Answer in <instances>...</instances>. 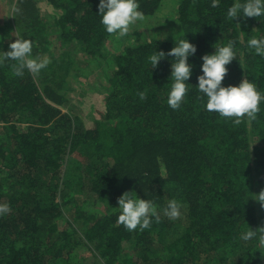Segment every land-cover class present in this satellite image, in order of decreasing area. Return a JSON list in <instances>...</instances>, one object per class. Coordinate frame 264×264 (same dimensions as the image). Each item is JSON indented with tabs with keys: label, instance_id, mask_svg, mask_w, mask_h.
<instances>
[{
	"label": "trees",
	"instance_id": "obj_1",
	"mask_svg": "<svg viewBox=\"0 0 264 264\" xmlns=\"http://www.w3.org/2000/svg\"><path fill=\"white\" fill-rule=\"evenodd\" d=\"M45 2L56 13L62 44L76 42L81 53L51 60L38 76H13L15 61L0 65V203L12 208L0 217V264H264V248L239 239L264 228V203L254 199L264 192V104L255 120L237 125L208 112L196 88L202 57L235 40L237 59L223 85L248 79L264 92V57L247 48L249 36L264 34V21L230 22L234 0L217 8L211 0H139L145 25L118 38L100 23V0ZM9 4L5 17L0 9V53L16 36L34 40L33 50L49 42L32 0L15 18ZM174 4L171 30L159 15ZM174 36L197 46L189 58L192 90L179 110L167 104L174 57L155 69L147 63L155 50L170 52ZM102 61L110 91L92 126L45 100L60 101L51 85L57 77L63 87L71 71L79 78ZM19 118L34 123L22 126ZM128 191L155 201L160 222L132 232L118 224V199ZM174 198L184 208L172 220L163 208Z\"/></svg>",
	"mask_w": 264,
	"mask_h": 264
},
{
	"label": "clouds",
	"instance_id": "obj_2",
	"mask_svg": "<svg viewBox=\"0 0 264 264\" xmlns=\"http://www.w3.org/2000/svg\"><path fill=\"white\" fill-rule=\"evenodd\" d=\"M221 0H211V7L217 8ZM15 3L11 6L13 15L19 13ZM100 23L104 30L118 38L128 36L134 27H140L145 15L140 9L139 0H100ZM257 18L264 21V0H234L227 8L226 18L232 22L237 18ZM240 30L239 24H236ZM242 32V31H241ZM15 42L10 43L9 50L0 53V65L8 61H15L12 65V75L23 77L25 70L38 76L42 70L50 64L47 57H33L35 41L23 36H16ZM161 37L160 39H162ZM175 47L170 52H157L148 56L147 63L152 69L166 57H174L171 63V81L167 96V104L172 110L181 109L186 102L192 85L188 83L193 73V64L189 58L197 53V46L187 38L177 39L174 36ZM213 54L202 57V75L198 77V87L201 100L208 112L218 113L223 118H233V122L239 125L242 119L255 120L264 104V92L258 90L254 82L244 79L238 86H224L223 81L228 73V67L234 59H237L236 41L228 40L226 43L214 45ZM248 50L259 57H264V34H252L247 39ZM140 100L147 99V89L139 93ZM256 200L264 203V192L255 196ZM120 214L117 223L122 224L129 232L139 229H149L153 219L160 222V214L155 201L141 198L135 191L124 192L118 199ZM184 205L177 199H171L163 208V214L169 219L175 220L181 217ZM12 208L7 203H0V217L10 214ZM239 239L245 244L256 242L257 248H264V228L253 230L252 228L241 232Z\"/></svg>",
	"mask_w": 264,
	"mask_h": 264
},
{
	"label": "rangeland",
	"instance_id": "obj_3",
	"mask_svg": "<svg viewBox=\"0 0 264 264\" xmlns=\"http://www.w3.org/2000/svg\"><path fill=\"white\" fill-rule=\"evenodd\" d=\"M7 0H0V9H2L1 16L5 17V6H3L4 3H6ZM13 3L16 4V6L19 8L20 16H23L25 13L22 11L23 7V1L25 0H10ZM35 7L31 8L32 10L36 11L41 20L46 23V29L49 31L47 32V40L48 43H44L43 45H40V47L36 50H33V57L39 56L40 58L47 57L51 60H57L58 58L62 57V55L66 54L67 56H73L75 58L79 57V54L81 53L80 50H78V43L74 42L71 45H64L62 44L60 38H59V31L55 27V11L52 7L48 6L45 2V0H32ZM12 4H9V7L12 6ZM174 7H177L176 4L170 9L164 11L159 15V19H162L164 21L172 22V19H174ZM31 10V11H32ZM23 12V13H20ZM12 13V12H11ZM15 18V15H13ZM160 22V20L156 19ZM151 20H149L150 22ZM148 22V23H149ZM146 23V24H148ZM152 26L155 25V23H150ZM158 24V29L161 31L162 27L160 23ZM143 21L140 22V27L143 26ZM175 24L172 22L171 24V30L174 29ZM133 28V32L134 29ZM157 30V28H155ZM163 31V30H162ZM161 31V32H162ZM169 32V28L167 29ZM133 32L131 35V40L128 42H132L134 38H136L135 34ZM127 42V43H128ZM117 43L114 44V47ZM113 43L111 44V46ZM113 47V48H114ZM112 47L107 49V52H112ZM116 48V47H115ZM116 52V51H115ZM112 52L110 56H113ZM105 61H102L99 66H90L88 69L80 71L78 74L79 78H75V72L71 71L69 75H67L66 81L68 82L63 87L60 85L55 84L56 82H60L64 77L59 76L57 77L54 82L51 83L53 92L56 94H60V101H51V96L46 95L45 100L51 105L62 111L63 113H72L76 116L82 117L86 121V126L90 127L92 126L93 122L95 120H100L102 118V115L105 112V101L104 98L110 91V88L108 86V82L106 81V70L107 65L104 63ZM84 68V67H83ZM86 68V67H85ZM106 69V70H105ZM106 78V80H105ZM57 96V95H56ZM19 121L23 122L22 126H29L28 124L25 125L27 122H33L31 119H23ZM34 123V122H33ZM26 128V127H24ZM183 217V216H182ZM184 225V224H182ZM81 227V225L79 224Z\"/></svg>",
	"mask_w": 264,
	"mask_h": 264
}]
</instances>
